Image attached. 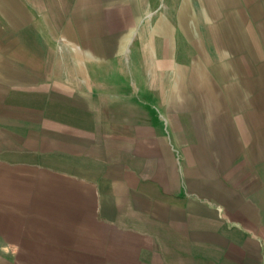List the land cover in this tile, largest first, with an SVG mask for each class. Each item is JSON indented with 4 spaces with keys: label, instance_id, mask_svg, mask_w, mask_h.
Returning a JSON list of instances; mask_svg holds the SVG:
<instances>
[{
    "label": "crops",
    "instance_id": "crops-1",
    "mask_svg": "<svg viewBox=\"0 0 264 264\" xmlns=\"http://www.w3.org/2000/svg\"><path fill=\"white\" fill-rule=\"evenodd\" d=\"M0 264H264V0H0Z\"/></svg>",
    "mask_w": 264,
    "mask_h": 264
}]
</instances>
